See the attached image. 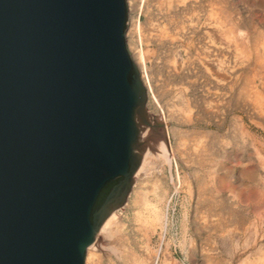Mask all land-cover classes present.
<instances>
[{"label":"water","instance_id":"obj_1","mask_svg":"<svg viewBox=\"0 0 264 264\" xmlns=\"http://www.w3.org/2000/svg\"><path fill=\"white\" fill-rule=\"evenodd\" d=\"M125 0H0V264H83L152 127Z\"/></svg>","mask_w":264,"mask_h":264},{"label":"rangeland","instance_id":"obj_2","mask_svg":"<svg viewBox=\"0 0 264 264\" xmlns=\"http://www.w3.org/2000/svg\"><path fill=\"white\" fill-rule=\"evenodd\" d=\"M127 4L126 46L167 158L153 151L107 239L101 228L97 264L264 262V119L237 95L255 72L224 23L240 26L247 46V32L264 34V0Z\"/></svg>","mask_w":264,"mask_h":264},{"label":"bare ground","instance_id":"obj_3","mask_svg":"<svg viewBox=\"0 0 264 264\" xmlns=\"http://www.w3.org/2000/svg\"><path fill=\"white\" fill-rule=\"evenodd\" d=\"M206 4H208V3H206ZM125 5H126V9H127V19H128V13H129L128 5L129 4H127V0H125ZM225 19L226 20L225 21L223 20V21H224V23L229 22V25L228 26L230 27L231 32H234L235 30H237V33L235 35H232V37H233L232 43H233V45H234V47L236 49V53L237 54L239 53L242 56L243 62L244 63L246 62L247 65H248V67L249 66H252L253 69H254V72H255V75H254V77L252 79H247L245 81V83L241 87H239V89H238L239 92H238L237 95L241 96V98H243L247 102V104H249L251 106V108L253 109L254 113L259 118H261L263 120L264 119V88L261 87V90H259L258 87H254V82L253 81L255 79H257L259 81V84L260 85H263L262 83H264V58L262 56L263 51H261L262 45H264V34H261L260 32H254V33L251 32V34H250V33L247 32L246 35H245V37L247 38V41L250 44L247 42L248 45L245 46V41H243L244 37H242L243 34H240V30L242 28L240 26L237 27V26L233 25L231 23V20L230 19H227V18H225ZM127 29H128V21H126L125 34H127ZM125 34H124V40H125V44H126V40L127 39H125V37H126ZM126 48H127V46H126ZM127 51H128V49H127ZM128 53H129V56H130L131 60L134 62V64L138 68V71H139V74H140V79H141L142 84H143V86L145 87V90H146L147 102H148V91L150 89L148 88V85H146L144 83V80L142 78L143 71H142V68H140L141 65L138 64L139 65L138 66L137 63L135 62L136 60L134 61V59L132 58L130 52H128ZM235 89L237 90V88H233V89L230 88V91H236ZM147 102H146V106H147ZM149 129H151V127ZM150 141L154 142L153 145H150V148H146V145H148ZM156 141H157L156 140V136L151 132V130L149 131L147 129L145 131H141V134H140V137H139V142L141 143V146L144 149V151L142 152L141 159L139 161V164H138L135 172L133 173V175L131 177L132 183H131L130 191H129L127 197H126L125 203L122 206H124L126 204V202L128 200V197H129V195H130V193L132 191V187H133V184H134V179H136L138 176H141L142 177L143 175H141V174L142 173H145L144 172L145 171V168L147 167V165L149 164V162L151 161V159L154 156L152 154V153H154L153 151H157V154L159 156L161 155V156L166 157L165 155H166L167 152H166L165 147L162 144H160V143H156ZM203 151H204V149H203ZM141 177H139V178H141ZM117 210H119V209H117ZM117 210H115L114 212H112L107 217V219L103 222V224L99 228L97 234L95 235V238H94L93 243L91 245H89L85 249L83 264H97L99 246L96 245L94 242L96 241V238H97V236H98L101 228H102V232H103V235H104V239H107L110 236V233H111V230L112 229L110 228L111 222H109V221L111 220L110 218L113 217V214ZM256 264H264V262L263 261H260V262H258Z\"/></svg>","mask_w":264,"mask_h":264}]
</instances>
